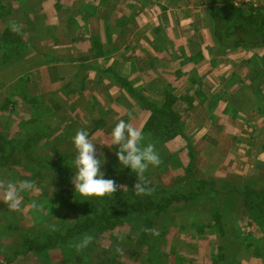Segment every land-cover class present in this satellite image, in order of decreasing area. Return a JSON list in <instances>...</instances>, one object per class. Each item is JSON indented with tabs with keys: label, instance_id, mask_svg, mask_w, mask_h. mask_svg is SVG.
I'll list each match as a JSON object with an SVG mask.
<instances>
[{
	"label": "rangeland",
	"instance_id": "rangeland-1",
	"mask_svg": "<svg viewBox=\"0 0 264 264\" xmlns=\"http://www.w3.org/2000/svg\"><path fill=\"white\" fill-rule=\"evenodd\" d=\"M190 3L207 15V0H0V180L33 183L20 211H7L0 202L1 264L8 248L21 241L20 233L39 235L54 228L51 221L59 224L58 186L79 210L92 205V198L73 194L66 164L73 156L71 138L85 129L94 140L107 139L104 132L125 114V121L143 129L150 112L133 89L160 105L168 94L179 98L174 109L181 133L169 125L174 135L160 145L144 134L162 159L146 178L165 196L191 191L189 204H175L182 206L178 212L196 210L200 218L165 220L163 235L142 243L106 233L99 239L111 242L109 258L116 257V264H222V249L227 264H264V198L247 208L246 199L230 196L232 186L264 183V47L220 48L205 16L168 19L180 5L191 15ZM96 147L106 158L105 178L117 181L116 170L130 174L118 168L114 151ZM192 164L197 169L185 176ZM231 210L230 220L222 219ZM236 221L242 244L238 229L233 232ZM218 224L235 239L223 237ZM83 244L43 255L23 253L19 245L11 264H97L109 246L102 240L99 246L98 239L95 246Z\"/></svg>",
	"mask_w": 264,
	"mask_h": 264
},
{
	"label": "trees",
	"instance_id": "trees-1",
	"mask_svg": "<svg viewBox=\"0 0 264 264\" xmlns=\"http://www.w3.org/2000/svg\"><path fill=\"white\" fill-rule=\"evenodd\" d=\"M235 1L207 0V15L205 12V17L207 18L208 29H210L211 36L215 39L216 45L220 48L224 47L233 50L264 47V6L247 7L244 5L239 7L234 5ZM100 50L98 49V54H102ZM131 65L135 66V63L133 62ZM133 93L134 98L144 101L146 109L150 112V116L142 131L145 135H151L152 142L160 145L170 140L174 134L169 131V125L179 128L177 134L181 133V127L176 125L180 117L177 110L174 109V104H177L179 98H174L171 94H168L165 97V101H168L167 104L164 101L160 105L147 102L143 98L142 92L136 89H133ZM170 100L171 109H169ZM261 101L264 104L262 99ZM261 105L256 110L260 109ZM230 115L231 120H235V116L232 113ZM122 119L126 120L127 114L123 115ZM3 151L4 145L0 144V152L2 153ZM189 167L185 171V176H190L192 174L191 168L197 169L198 166L197 164H192ZM114 174L115 176H119L116 182L122 187L127 188L125 190L122 188L118 189L113 197L92 198V205L88 209L79 210L76 205L74 206V203L68 202L71 199V196H67L68 190H64L58 186L59 188L55 192V203L63 211V216L57 214L59 224H54L55 222L51 221L49 223L51 226L49 227L54 228L47 233H44V231L39 232V235L36 233L30 236V233H20L19 238H21V241L17 240L15 244H12L8 248L10 253L5 254L3 257L5 260L4 264L13 263L20 254L19 251H23V253L34 251L38 255H43L45 253H51L53 250L57 252L56 250L60 251L64 248L67 253V245L70 248L71 244L75 246L77 242L82 240L84 241L82 248H85L87 246H95L97 239L99 246L101 240L102 242L108 241L109 246H102V252L99 253L98 260H95V262L97 264H116V257L109 258L110 255H108L111 252V242L106 239H99L104 234L110 233L113 236L121 233V237H125L126 240L134 239L136 241L137 238L138 242L142 243L147 242L149 239H158V236H162V224H164L165 220L179 222L186 220V217L190 215H195L194 217L198 219L200 218V213L196 210L192 212L184 209L178 212L182 206L175 204L179 202L189 204L194 195L191 191H183L178 194L172 193V195L165 196V192L163 194L160 193L161 191L157 189V186L150 183V186L153 188L150 195L136 196L133 190H131L135 180L133 177V183L128 180V176L134 175L128 174L124 170H116ZM200 185H204V182L202 181ZM240 185H235L230 188L232 190V195L230 194V196L232 198L237 196L240 201L246 199L244 205L247 208H255L257 205L256 198H264V183L250 180L246 184ZM158 194L161 196L160 198L157 196ZM231 212H229L228 217L222 216V219L225 221L227 219L230 220V216L234 215ZM213 217L215 219L219 217L217 222L221 220V216L217 213ZM238 224L239 222L237 221L233 223V232L237 229L239 232L241 231L239 226L242 228V225L239 224L238 226ZM249 225L254 226V222H251ZM218 231L225 238L235 239V236L230 235L232 232L229 230L230 234H228L220 224H218ZM260 232H264V230ZM141 233H143V238H140ZM239 234V241L242 244L245 238L242 237L241 232ZM19 245L21 250L18 251L17 247ZM66 253L61 252L62 255ZM71 253L69 252V255ZM218 255V258L223 260L222 264H227L224 261L225 258L223 256L225 254L222 249L219 250ZM83 256V253H79L76 258L81 260ZM261 257L264 258L262 255ZM184 263L185 261L179 262V264ZM213 264L218 263L214 262Z\"/></svg>",
	"mask_w": 264,
	"mask_h": 264
},
{
	"label": "clouds",
	"instance_id": "clouds-1",
	"mask_svg": "<svg viewBox=\"0 0 264 264\" xmlns=\"http://www.w3.org/2000/svg\"><path fill=\"white\" fill-rule=\"evenodd\" d=\"M104 136L107 139L94 140L88 131L78 129L71 138L73 156L71 163L66 164L72 172L70 181L74 197L84 201L113 197L122 187L114 179L105 178L101 169L106 163V158L102 151H98L97 144L114 151L118 168H127L130 174L134 175L135 183L131 190L136 196L150 195L153 188L146 178V173L162 164L156 145L145 142L142 129L133 127L124 119L116 121L110 130L104 132ZM47 183L50 184V180ZM32 188L31 180H0V202L7 206V211L18 212L23 203V194L30 192ZM31 207L35 209L38 205L33 203Z\"/></svg>",
	"mask_w": 264,
	"mask_h": 264
},
{
	"label": "crops",
	"instance_id": "crops-1",
	"mask_svg": "<svg viewBox=\"0 0 264 264\" xmlns=\"http://www.w3.org/2000/svg\"><path fill=\"white\" fill-rule=\"evenodd\" d=\"M188 1H190V0H188ZM184 3H187V0H184ZM195 4V3H194ZM190 6H188V7H190V9L188 10V11H191V15H186L184 12H183V10L182 9H180V8H182L184 5H180V6H177L176 7V9H175V13H171V16H170V14H168L167 15V12H166V15H167V17H168V19L170 18L171 20H197L198 18H200V19H204V16H205V14L203 15L202 14V12H198V10L196 9L197 7H196V4H195V6H193V4L192 3H190L189 4ZM186 6V5H185ZM196 7V8H195ZM173 8V7H172ZM175 8V7H174ZM173 8V9H174ZM148 11V10H147ZM176 16H178V17H180V18H177ZM197 16H198V18H197ZM206 18V17H205ZM259 81H257V83H258ZM258 85V84H257ZM263 96H264V94H263ZM263 96H262V100L264 101V98H263ZM229 212H231V211H228V214H229ZM231 213H233V212H231ZM231 215V214H230Z\"/></svg>",
	"mask_w": 264,
	"mask_h": 264
},
{
	"label": "built area",
	"instance_id": "built-area-1",
	"mask_svg": "<svg viewBox=\"0 0 264 264\" xmlns=\"http://www.w3.org/2000/svg\"><path fill=\"white\" fill-rule=\"evenodd\" d=\"M257 1H260V2H262V1H264V0H243V2L242 1H235V3H234V5L235 6H239V4H241L240 6H252V5H255V3L254 2H257ZM237 2V3H236Z\"/></svg>",
	"mask_w": 264,
	"mask_h": 264
}]
</instances>
